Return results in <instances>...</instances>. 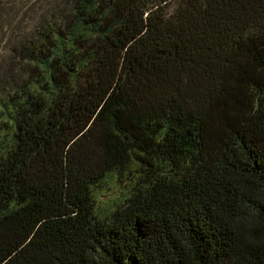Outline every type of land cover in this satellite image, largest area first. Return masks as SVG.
<instances>
[{"label": "trees", "instance_id": "obj_1", "mask_svg": "<svg viewBox=\"0 0 264 264\" xmlns=\"http://www.w3.org/2000/svg\"><path fill=\"white\" fill-rule=\"evenodd\" d=\"M36 4L0 59V264H264V0Z\"/></svg>", "mask_w": 264, "mask_h": 264}, {"label": "rangeland", "instance_id": "obj_2", "mask_svg": "<svg viewBox=\"0 0 264 264\" xmlns=\"http://www.w3.org/2000/svg\"><path fill=\"white\" fill-rule=\"evenodd\" d=\"M6 1L7 8L3 12L5 17L0 31V59L6 58L4 53V43L8 39H12V33L22 31L25 27H30L35 17L34 12L38 7L37 0H4ZM20 23V25L18 24ZM18 27V28H17ZM23 27V28H22ZM9 41V40H8Z\"/></svg>", "mask_w": 264, "mask_h": 264}]
</instances>
